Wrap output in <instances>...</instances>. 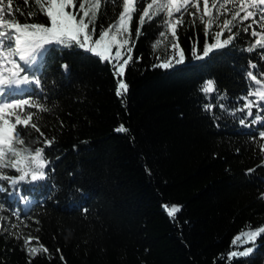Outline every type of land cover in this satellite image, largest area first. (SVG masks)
Here are the masks:
<instances>
[{"label":"trees","instance_id":"obj_1","mask_svg":"<svg viewBox=\"0 0 264 264\" xmlns=\"http://www.w3.org/2000/svg\"><path fill=\"white\" fill-rule=\"evenodd\" d=\"M17 6L25 14L29 9L24 0H14ZM118 11L108 4L97 28ZM185 21L177 31L185 62L163 69L153 65L157 56L170 54L168 40L155 53L151 47L161 30L158 18L136 39L134 17L123 97L115 95L111 65L83 50L53 46L33 67L43 91L30 85L32 91L21 95L50 111L40 115L44 136L32 130L29 139L55 137V143L45 149L48 179L19 186L27 202L0 182L8 187L0 193V264H28L24 242L14 233L30 234L48 250L31 264H228L220 257L234 250L231 242L241 230L264 225V166H258L264 157L257 147L264 125L245 127L239 119L250 124L251 118L231 114L254 87L247 71L264 70V49L245 51L252 38L241 32L229 47L194 59L192 44L202 50L204 33L199 22L193 27L190 17ZM209 79L216 90L206 96L201 86ZM206 103L215 105L211 113ZM121 124L127 132L115 131ZM165 204L180 206L175 219ZM255 245L231 264H264L256 255L264 251V234Z\"/></svg>","mask_w":264,"mask_h":264},{"label":"snow or ice","instance_id":"obj_2","mask_svg":"<svg viewBox=\"0 0 264 264\" xmlns=\"http://www.w3.org/2000/svg\"><path fill=\"white\" fill-rule=\"evenodd\" d=\"M24 3L29 5L26 14L18 6L13 7L14 0H0V182H6L25 202L27 197L21 194L19 186L48 179L46 168L50 161L45 149L55 143V137H45L43 141L39 138L44 136L39 127L40 115L50 111L48 106L31 95L24 98L21 94L31 92L32 89L27 87L30 85L43 91L41 79L32 69L38 67L51 47L77 48L98 57L101 62H108L117 78V97H123L128 91V84L122 77L125 67L133 60L131 53L135 39L132 22L137 16L136 39L142 35L141 30L146 23L158 18L161 30L159 38L151 45L152 50L156 52L162 39L168 40L170 45V54L157 56L153 67L170 69L185 62V53L177 36L178 28L186 23L185 16L190 17V26L194 27L199 22L204 33L202 50L198 49L197 42L192 44L194 59L202 60L219 49L229 47L241 32L252 38L245 51L251 53L264 49V0H24ZM108 4L118 7L119 11L115 12L112 21L101 24L98 29V15ZM16 13L23 17V22ZM41 15L44 20L38 19ZM260 59L264 60V51L260 52ZM61 67L65 72L69 70L67 63ZM248 67L257 69L258 65L249 61ZM247 78L254 87L242 97L245 101L243 106L231 114L235 116L240 112L251 118L250 124L245 118L239 119L242 126L264 125V70L259 75L247 71ZM215 90V82L211 79L201 86L206 96ZM218 99L223 100L224 96ZM203 107L211 113L215 105L206 103ZM219 107L224 109L225 105L219 104ZM253 108L256 109L255 114ZM32 130L39 133V137L29 139ZM115 131L127 132L128 129L121 124ZM258 136L257 147L264 157V130L258 131ZM258 166H264V161ZM252 171L254 169H249L250 173ZM8 187L0 184V193L7 192ZM261 198H264V193H261ZM163 208L172 219L180 211L179 205L165 204ZM4 209L5 204L0 203V210ZM12 214L19 219L17 212ZM11 227L17 228L18 225ZM262 234L264 225L254 229L246 226L232 240L234 250H230L226 257L221 255L220 259L226 258L231 264L233 258L249 256L255 250L256 239ZM14 235L24 242L28 264L38 253L48 252L39 244L38 238L30 234ZM32 241L39 246H31ZM246 244H251V247H244Z\"/></svg>","mask_w":264,"mask_h":264},{"label":"rangeland","instance_id":"obj_3","mask_svg":"<svg viewBox=\"0 0 264 264\" xmlns=\"http://www.w3.org/2000/svg\"><path fill=\"white\" fill-rule=\"evenodd\" d=\"M113 51H115V49H114ZM32 246H35V245H32ZM256 255H257L261 260L264 261V251H262V252H258Z\"/></svg>","mask_w":264,"mask_h":264}]
</instances>
